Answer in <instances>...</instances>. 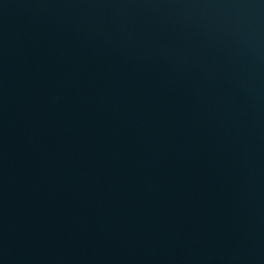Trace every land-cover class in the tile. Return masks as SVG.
Returning <instances> with one entry per match:
<instances>
[{"label":"water","instance_id":"1","mask_svg":"<svg viewBox=\"0 0 264 264\" xmlns=\"http://www.w3.org/2000/svg\"><path fill=\"white\" fill-rule=\"evenodd\" d=\"M0 264H264V0H0Z\"/></svg>","mask_w":264,"mask_h":264}]
</instances>
